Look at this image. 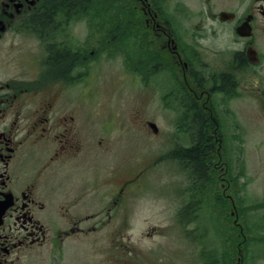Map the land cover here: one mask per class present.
Returning <instances> with one entry per match:
<instances>
[{
	"label": "flooded vegetation",
	"instance_id": "af4514ba",
	"mask_svg": "<svg viewBox=\"0 0 264 264\" xmlns=\"http://www.w3.org/2000/svg\"><path fill=\"white\" fill-rule=\"evenodd\" d=\"M132 1L142 5L145 30L155 38L150 64L173 83L162 91L183 114L191 110L215 130L217 107L231 98L245 105L249 96L256 103L251 110L264 116V76L247 75L249 69H264L263 53L254 48L256 37L264 34V0H249L243 12L234 15L231 30L243 24L242 31L248 34L237 35L242 45L228 53V67L221 63L226 59H219L216 70L210 71H206L210 63L201 62L192 46L182 49L173 22L163 19L150 0ZM74 4L73 0H0V264H63L67 257L68 264L100 263L103 246L97 233L103 236L106 227H110L105 232L107 247L114 249L118 260V244L113 240L118 238L117 228L127 225L118 215L126 213L131 200L123 189L132 176L126 174L128 167L117 174L116 166L99 184L86 179L100 171L102 153L110 147L104 143L100 95L88 86V77L97 73L101 35L96 30L92 34L88 15ZM62 6L65 9L56 10ZM39 15L46 17L45 27L38 26ZM77 23L83 27L77 29ZM91 41L95 47L87 51ZM130 55L135 58L132 51ZM147 73L142 76L150 77ZM131 74L134 77L135 66ZM95 95L100 106L90 113L85 104ZM215 133L211 136L219 147L225 139ZM82 162L88 165L87 173L78 178L69 167ZM218 169L212 181L227 178L219 194L224 205L236 209L228 173L222 165ZM72 181L78 183L76 187ZM103 182L109 188L99 192V187L87 185L103 186Z\"/></svg>",
	"mask_w": 264,
	"mask_h": 264
},
{
	"label": "rangeland",
	"instance_id": "374dc122",
	"mask_svg": "<svg viewBox=\"0 0 264 264\" xmlns=\"http://www.w3.org/2000/svg\"><path fill=\"white\" fill-rule=\"evenodd\" d=\"M248 1L150 0L163 19L173 22V29H177L173 34L175 37L177 34L182 49L186 51L192 46L191 51L199 54L201 62L210 63V68L206 71L216 70L215 63L219 59H226L221 63L223 67H228V53L242 45L231 30V23L213 18V13L231 7L239 16ZM124 7H135L141 11V5L136 1L126 0ZM141 13L142 11L139 14L144 25V14ZM88 19V26L93 29L92 34L96 30L97 35H101L103 44L105 31L99 26L100 18L94 20L88 16ZM82 27L81 23H77V29ZM80 32L84 33V30ZM139 37H146V41L150 43L148 48L153 49L155 38L151 30L147 32L141 26L138 41ZM254 44L258 54L263 53L261 56L264 58L263 33L256 37ZM94 45L95 42L91 41L87 51ZM114 52L110 56V53L100 52V66L97 64L98 67L94 68L97 73L93 76L94 84L91 85L97 88L100 95L102 115L107 119L108 125H114L113 129L104 132V143L110 149L102 153L100 171L91 178L87 175L86 179L99 184V181L110 177L113 167H118L117 174L120 175L128 167L126 174L137 177L132 188L136 196H132L127 204L126 213L122 215L119 212L118 215V219L128 221V227L117 228L118 238L113 240L124 254L120 255L122 261L114 259V249L107 247L109 245L105 232L110 227H106L103 229V236L100 232L97 233L103 246L102 258L97 264H154L149 261L160 264H264V116L251 110L255 108V101L248 96L243 105L239 98L228 99L217 107L213 116L214 124L219 121L222 124L221 131H216L215 137H223L225 142L219 147L215 142L216 138L212 142L213 154L208 172L214 171L216 177L221 165L226 168L229 173L226 177L231 182L230 191L234 193L237 208L233 209L230 204L224 205L217 190H214L218 195L215 205H209L205 202L213 201L206 195L190 198L185 193L186 176L178 168L177 161L171 159L176 154L175 157H168L174 145L186 147L191 144L187 135L189 125H185L186 117L182 116L183 109H180L174 99L172 104L170 102V105H166L159 94L162 92L157 88L144 91L140 79L143 70H138V78L130 81V74L124 64V60L127 62L125 51ZM181 56L183 57L182 52ZM247 75L264 76V69H249ZM162 78H156V84L163 88L169 81L163 75ZM98 106L100 103L97 95L88 99L85 104L90 113L95 112ZM227 108L236 111L232 110L228 114ZM243 110L246 113H240ZM111 118L117 122H113ZM187 120L189 121V117ZM147 121L156 124V133L151 131ZM93 124H87L88 129ZM214 132L215 130H210V134L213 135ZM215 163L217 164L214 165ZM87 167L82 162L71 169L69 167V170L79 178L87 173ZM226 181L227 178H224L225 184ZM72 182L75 184L72 187H76L78 183ZM219 182L222 181L216 179L215 189L219 188ZM87 185L99 187L98 192L109 188L105 182L103 186L91 183ZM214 206L215 211L211 212ZM185 210L192 211L194 217L186 218ZM258 211L261 213V224L252 226L251 223H255L257 219L253 214ZM214 213L218 214L217 220ZM217 221L220 223L214 227ZM114 224L112 223V227L116 230ZM68 261L70 259L67 257L63 264H68ZM75 264H81V261Z\"/></svg>",
	"mask_w": 264,
	"mask_h": 264
},
{
	"label": "trees",
	"instance_id": "16d2710c",
	"mask_svg": "<svg viewBox=\"0 0 264 264\" xmlns=\"http://www.w3.org/2000/svg\"><path fill=\"white\" fill-rule=\"evenodd\" d=\"M74 5L80 6L81 10H85L86 15L94 20L100 18L99 26L105 31L103 44L107 46L106 39H112V44L110 48H118L119 50L125 51V54L132 53L135 55L133 58L136 66L147 68V72H155L158 67L150 64V61L154 59L153 53L147 50L145 38L139 37L137 40V35L141 29V22L134 15L131 8L127 9L126 0H73ZM65 9L64 6L60 7L59 10ZM55 10V11H56ZM46 17L44 15H39L37 17V23L40 28L45 27ZM44 24V26H43ZM140 45L138 46L137 44ZM148 57V61L145 59ZM52 58L56 61L57 56L52 52ZM150 58V61H149ZM146 62V63H145ZM151 67H150V66ZM160 71V69L158 70ZM223 79H227V75L222 76ZM186 122L188 123V136L191 139V144L188 146H177L173 147L172 152L169 157L177 161V165L180 167L186 176L185 189L186 193L190 198L194 196L202 197L206 195L207 198L212 199L213 202L207 201L209 205H215V199L218 198L217 193L214 191L215 184L213 179L208 172V165L210 157L213 154L212 149V136L210 134L211 126L207 124V121L203 116L195 113L192 114L191 110L185 112ZM189 117V121L187 120ZM217 128V129H216ZM215 131H220V128L216 125ZM198 206V205H197ZM215 211V206L212 208L211 212ZM184 211V216L186 218H193L192 211ZM212 215V214H211ZM213 216V215H212ZM218 214L214 213V217L217 220ZM220 222L214 227H217ZM249 223V221H248ZM254 226V225H252Z\"/></svg>",
	"mask_w": 264,
	"mask_h": 264
},
{
	"label": "water",
	"instance_id": "95a60500",
	"mask_svg": "<svg viewBox=\"0 0 264 264\" xmlns=\"http://www.w3.org/2000/svg\"><path fill=\"white\" fill-rule=\"evenodd\" d=\"M150 126L155 130V127L153 126V124H150Z\"/></svg>",
	"mask_w": 264,
	"mask_h": 264
},
{
	"label": "bare ground",
	"instance_id": "6f19581e",
	"mask_svg": "<svg viewBox=\"0 0 264 264\" xmlns=\"http://www.w3.org/2000/svg\"><path fill=\"white\" fill-rule=\"evenodd\" d=\"M157 45V44H156ZM177 48V47H176ZM178 54V53H177ZM200 75V74H199ZM227 93V92H226ZM196 107V106H195ZM214 116V115H213ZM215 118V117H214ZM213 127V126H212ZM211 130V129H210ZM217 141V140H216ZM213 142V141H212Z\"/></svg>",
	"mask_w": 264,
	"mask_h": 264
}]
</instances>
